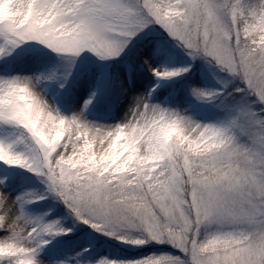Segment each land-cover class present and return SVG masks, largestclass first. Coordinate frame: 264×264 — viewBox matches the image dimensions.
<instances>
[{"label":"snow or ice","instance_id":"1","mask_svg":"<svg viewBox=\"0 0 264 264\" xmlns=\"http://www.w3.org/2000/svg\"><path fill=\"white\" fill-rule=\"evenodd\" d=\"M12 7L20 15L0 21V53L38 41L57 53L75 56L87 50L105 59L156 25L191 57L211 58L239 78L244 87L236 91L253 98L238 106L226 127L194 123L143 97L130 118L111 129L87 124L82 113L66 118L43 105V120L50 122L34 133L15 114V90L24 87L34 96L31 79H0V122L22 128L32 142L29 152L20 153L0 141V161L45 177L49 190L94 230L136 246L166 244L179 253L135 261L102 258L97 264H264V0H14ZM37 14L51 23L31 26ZM170 128L175 134L165 140ZM93 136L103 139L104 147L114 138L129 151L134 146L136 161L121 171L129 155L116 160L110 153L107 160H116L111 167L94 166L90 156L94 161L100 154ZM90 145V153L84 151ZM76 157L80 166L73 167ZM20 204L13 215V203L0 193V231L7 233L0 239V264H37L40 238L52 231L53 224L31 226L22 199ZM213 224L232 230L199 239L201 226Z\"/></svg>","mask_w":264,"mask_h":264},{"label":"rangeland","instance_id":"2","mask_svg":"<svg viewBox=\"0 0 264 264\" xmlns=\"http://www.w3.org/2000/svg\"><path fill=\"white\" fill-rule=\"evenodd\" d=\"M4 3L9 7L7 12L0 7V21L20 15L19 9L12 7L14 0H0V5ZM24 16L27 18V13ZM0 45H3L2 39ZM157 71L161 75H154ZM165 72L179 74L165 76ZM12 78H30L35 85L34 90L54 113L66 118L82 113L84 122L103 129L125 123L140 97L167 113L214 127L228 126L238 106L253 99L236 91L244 87L239 78L222 70L211 58L191 57L180 42L156 25L145 27L128 40L118 55L105 59L87 50L75 56L57 53L38 41H23L15 47L8 46L0 53V79ZM194 90L212 95L198 98L193 94ZM99 104L101 115L90 116L89 110ZM233 132L236 134L235 130ZM174 134L172 130L171 136ZM132 135L135 136V133ZM238 138L243 142V137ZM0 141L12 144L13 150L20 153L29 152L32 143L25 130L4 122H0ZM92 142L100 154L94 161L90 156L94 166L107 162L111 167L121 156L129 155L115 138L108 147H104L103 139L97 140L95 136ZM131 143L135 145L137 140L133 139ZM90 150L91 145L84 151L90 153ZM110 153L115 154L116 160H107ZM72 166H80L79 157ZM0 193L13 203V215L21 207L20 199L23 200V212L31 226L53 224L51 233L40 238L35 257L37 264H97L102 258L135 261L160 254L149 253L159 248L179 255L166 244L148 242L136 246L94 230L89 224L77 220L49 190L45 177L26 167L0 161ZM218 230L230 231L232 226L202 225L198 238L203 240L209 233ZM6 236V232L0 231V239ZM98 236L106 238L109 245L115 244L125 251L136 253V257H124L106 246L92 251L87 242L96 240ZM30 246L36 247V244L30 242Z\"/></svg>","mask_w":264,"mask_h":264},{"label":"clouds","instance_id":"3","mask_svg":"<svg viewBox=\"0 0 264 264\" xmlns=\"http://www.w3.org/2000/svg\"><path fill=\"white\" fill-rule=\"evenodd\" d=\"M0 7L3 8L5 12L8 10V4L4 3L3 5H0ZM27 19V18H25ZM23 23V21H21ZM46 23H51V19H41L39 18V14L36 15V17L32 21V25L34 27H39L42 26L43 24ZM35 85L32 84V93L33 95H29V92L27 89L24 87H20L15 90V96L17 101H19V105L15 108V114L17 118H23L25 123L26 128H31V130L35 133L36 131L39 130L41 126H46L47 123L50 121H44L43 120V105H47V108L49 109V105L47 104L46 101H44L40 94L34 90ZM48 116H51V112H48ZM54 127L57 129L56 131V138H59L60 136V124L54 125ZM173 129H168L164 133V139L167 140L168 137L171 136ZM42 134V133H41ZM119 138H124L126 139V136H121ZM121 148H123L125 151L129 152L128 158L124 161L123 166L121 167V171L126 170V166L129 164H132L133 162L136 161L137 157L136 155H132V153H136L137 149L132 146L131 151H129V146L127 144L120 145ZM4 157L2 154H0V159H3ZM147 162V161H145ZM2 252V250H0Z\"/></svg>","mask_w":264,"mask_h":264},{"label":"trees","instance_id":"4","mask_svg":"<svg viewBox=\"0 0 264 264\" xmlns=\"http://www.w3.org/2000/svg\"><path fill=\"white\" fill-rule=\"evenodd\" d=\"M100 108H101V104L94 106L92 109L89 110V114L92 117H98L100 116L101 112H100ZM99 113V114H97ZM87 242V241H86ZM87 244L90 246V249L96 250V248H104L105 246L108 247V249H110L111 251H115L117 252L119 255H123L124 257H128V258H134L136 257V253H132V252H128L125 251L119 247H117L115 244L109 245L108 244V240L106 238H104L103 236H98L96 240L91 239L87 242Z\"/></svg>","mask_w":264,"mask_h":264},{"label":"water","instance_id":"5","mask_svg":"<svg viewBox=\"0 0 264 264\" xmlns=\"http://www.w3.org/2000/svg\"><path fill=\"white\" fill-rule=\"evenodd\" d=\"M162 252H168V253H170V250L169 249L159 248V249L150 250L149 253H162Z\"/></svg>","mask_w":264,"mask_h":264}]
</instances>
